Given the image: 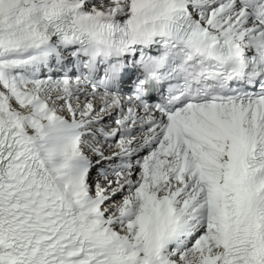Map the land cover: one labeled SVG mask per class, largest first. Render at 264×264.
Segmentation results:
<instances>
[{
  "label": "snow or ice",
  "instance_id": "6c2138e0",
  "mask_svg": "<svg viewBox=\"0 0 264 264\" xmlns=\"http://www.w3.org/2000/svg\"><path fill=\"white\" fill-rule=\"evenodd\" d=\"M73 7L0 0V264H264V0Z\"/></svg>",
  "mask_w": 264,
  "mask_h": 264
},
{
  "label": "clouds",
  "instance_id": "9594fccd",
  "mask_svg": "<svg viewBox=\"0 0 264 264\" xmlns=\"http://www.w3.org/2000/svg\"><path fill=\"white\" fill-rule=\"evenodd\" d=\"M74 3L75 0H47V6L50 9H54L60 13H63L65 10L72 11V24L77 31L89 34L94 41H101L103 37L99 34L98 28L102 22L101 18L83 15L74 9Z\"/></svg>",
  "mask_w": 264,
  "mask_h": 264
}]
</instances>
